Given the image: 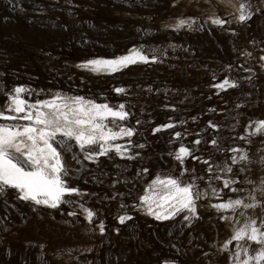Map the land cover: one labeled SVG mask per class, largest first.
Wrapping results in <instances>:
<instances>
[{
  "label": "rangeland",
  "instance_id": "obj_1",
  "mask_svg": "<svg viewBox=\"0 0 264 264\" xmlns=\"http://www.w3.org/2000/svg\"><path fill=\"white\" fill-rule=\"evenodd\" d=\"M132 47L148 62L106 75L80 67ZM224 80L236 86L215 87ZM17 87L29 103L59 93L123 104L128 116L115 123L134 135L114 142L123 158L110 151L87 160L73 141L60 149L64 179L79 192L64 197L71 203L50 208L14 189L0 194V264H234L236 243L224 244L246 220L264 221V134H254L264 121V0H0V110ZM181 146L192 153L183 164ZM240 154L247 159L233 163ZM169 176L207 193L195 216L148 215L139 198ZM224 179L237 183L225 188ZM237 198L257 206H212ZM242 243L255 255L256 244Z\"/></svg>",
  "mask_w": 264,
  "mask_h": 264
},
{
  "label": "snow or ice",
  "instance_id": "obj_2",
  "mask_svg": "<svg viewBox=\"0 0 264 264\" xmlns=\"http://www.w3.org/2000/svg\"><path fill=\"white\" fill-rule=\"evenodd\" d=\"M245 9L246 5L241 3L238 9L240 13L238 19L241 22L249 18ZM184 23L180 21L177 27L183 26ZM213 23L220 24L221 21L217 19ZM138 61L146 63L148 57L143 55L141 50L134 49L128 55L112 60H90L80 67L93 72H116ZM235 86L228 80L215 85L220 89ZM26 91L23 87L15 88L13 94L8 97L6 108L0 110V120L17 122L0 125V194H3L6 189H14L18 193V199L22 201L57 208L63 203H71L64 199L65 196L79 194L78 190L69 187L64 179L68 175V170L60 149L71 150L72 144L69 141H74L87 160L107 155L113 150L123 158L126 149L123 145L114 142L124 137L131 138L134 130L115 123L125 120L128 116L123 104L119 105L118 109H113L106 103H96L79 96H62L59 93L52 99L29 103L22 98ZM116 91L123 92V89L118 88ZM166 127L172 128L174 125L168 124ZM255 129L254 134H264V121L256 124ZM155 131L160 129L157 128ZM176 136L179 137L180 133H176ZM195 143L199 144L200 141L197 140ZM211 143L215 145L216 141L213 140ZM56 145H59V148ZM139 146L143 147V145ZM231 151L240 153V149L237 148ZM191 155L188 148L181 146L175 154V159L183 164L184 160ZM246 159L245 154H240L238 157L233 156L232 162ZM203 162L209 163L207 160ZM208 171H213L211 165ZM222 171L230 173L232 169L226 166ZM215 178L220 179L219 176ZM234 183L237 181L231 179L223 181L225 188H229ZM259 190L264 192V187ZM232 191L239 190L232 189ZM212 194L218 196L215 188H212ZM205 195L207 193L198 191L195 181L184 183L169 176L157 177L153 180L150 187L146 189V194L139 199L141 204L147 206L148 215L155 216L157 220H167L185 210L195 216L196 200ZM250 199L255 200V197ZM212 206L217 211H235L240 207L254 208L257 204L245 203L237 198ZM85 211L87 219L91 221L94 213L87 209ZM69 215H75V213H69ZM128 219L131 217H119L120 223ZM101 230L103 231V225ZM243 241L258 246L255 255L250 254L249 248L243 245ZM233 242L238 249L233 253L234 264H264V221L257 225L255 220H246L234 230L223 249L227 250L229 244Z\"/></svg>",
  "mask_w": 264,
  "mask_h": 264
},
{
  "label": "bare ground",
  "instance_id": "obj_3",
  "mask_svg": "<svg viewBox=\"0 0 264 264\" xmlns=\"http://www.w3.org/2000/svg\"><path fill=\"white\" fill-rule=\"evenodd\" d=\"M137 50L136 48H130V49H128V50H126L124 53H122V54H120V55H117V56H115V57H113V58H111V59H104V58H94V59H91V60H95V59H102V60H112V59H116V58H118V57H120V56H124V55H128V54H130V52L132 51V50ZM88 61H90V60H88ZM88 61H86V62H84L83 64H85V63H87ZM137 63H143V62H137ZM82 64V65H83ZM135 64V63H134ZM130 65H132V64H129L128 66H130ZM123 68H125V67H123ZM123 68H121V69H123ZM84 69H86V68H84ZM120 69V70H121ZM86 70H88V69H86ZM88 71H90V70H88ZM119 71V70H118ZM90 72H92L93 74H96V75H106V74H112V73H115V72H108V71H101V72H93V71H90ZM117 72V71H116ZM23 123V122H22ZM4 124H9V123H0V125H4ZM74 142V141H73ZM75 143V142H74ZM113 152H115L114 150H113ZM147 212H148V210H147ZM86 213V212H85ZM87 214V213H86ZM151 218H153L154 220H156V221H164L163 219H161V220H157L156 218H155V216H153V215H149ZM162 264H173V263H168V262H164V263H162Z\"/></svg>",
  "mask_w": 264,
  "mask_h": 264
}]
</instances>
